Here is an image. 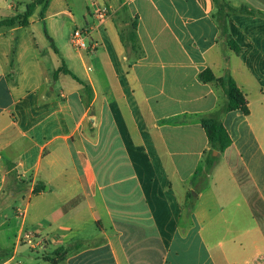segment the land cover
<instances>
[{"label":"crops","instance_id":"obj_1","mask_svg":"<svg viewBox=\"0 0 264 264\" xmlns=\"http://www.w3.org/2000/svg\"><path fill=\"white\" fill-rule=\"evenodd\" d=\"M27 1L6 0L7 17ZM223 1L240 55L213 0H89L86 50L72 47L68 0L0 28L31 33L0 58V232L15 229L0 234V264L27 251L33 264H264V0ZM134 20L138 52L121 40ZM36 27L58 53H43ZM63 62L89 90L55 79ZM206 69L235 80L249 115L223 116L233 143L203 180L200 116L228 102L227 84L199 79ZM27 233L42 246H22Z\"/></svg>","mask_w":264,"mask_h":264},{"label":"trees","instance_id":"obj_2","mask_svg":"<svg viewBox=\"0 0 264 264\" xmlns=\"http://www.w3.org/2000/svg\"><path fill=\"white\" fill-rule=\"evenodd\" d=\"M50 0H33L26 6V11L24 14H19L11 17L4 18L0 20V28L1 27H13L15 25H21L27 27L30 25L29 17L34 13L36 7L38 5H43V10L41 12V17H44V8L47 6ZM217 5V15L216 19L221 29L223 36L227 39V42L232 50H234L237 54H241L243 52V48H241L235 40L229 35L228 31V22L231 17L229 12V5L223 0H213ZM243 12L255 14L253 11H249L247 7L242 8ZM138 23L137 20H134L132 31L126 36L121 34V40L126 44L127 40L130 42L131 47L135 52H138V34H137ZM48 39L51 42L52 48L58 53L56 46L51 37L47 34ZM126 38V39H125ZM63 73L65 75H70L74 80H76L81 85H84L87 90L89 87L82 80H80L74 73H72L69 69H67L65 63L63 62V66L56 72L55 79L58 78V75ZM199 79L204 83H215L224 85L227 84V96L228 102L227 104L220 108L218 111L200 116V121L207 133L210 150L206 152L205 155V169L201 174L203 180H207L210 172L212 171L215 163L219 159V156L224 154L225 151L232 145V138L227 131L224 123L223 116L231 111L241 110L245 115H249V107L246 95L239 88L237 83L232 77H229L227 82L223 79H218L213 74L210 69H206L199 75ZM218 152L219 156H214L213 152ZM45 186H41L38 184L36 189L34 190V194L38 195L41 190L44 189ZM76 203V202H75ZM73 202V205L75 204ZM71 247H60L55 251L56 258L53 260L54 263H59L63 261L67 255L71 251Z\"/></svg>","mask_w":264,"mask_h":264},{"label":"rangeland","instance_id":"obj_3","mask_svg":"<svg viewBox=\"0 0 264 264\" xmlns=\"http://www.w3.org/2000/svg\"><path fill=\"white\" fill-rule=\"evenodd\" d=\"M68 1H69V4L71 5V9L73 10V13H74L76 20H77V24L75 26H73V29L77 28L79 30H84L87 26L86 20L84 19V15L87 12V8L89 7V0H68ZM20 2H24L25 4L28 3L27 0H20ZM8 4H9V2H6V0H0V20L4 19L10 15L11 10L8 9ZM59 4H60L59 2L56 3V5H59ZM87 20L89 21L90 19L87 18ZM7 30L8 29H2L0 31V32H2V34L0 33V35H2L0 37V58L1 59H4L3 55L5 53V50L10 49L11 50L10 54H13L15 52L16 47H18V46L20 47V46H22V44L30 42V37H31L30 34L31 33L29 31H27L26 29L22 28L20 32H16V33L6 32ZM35 30H36L35 31L36 34L34 37L36 38V44L39 45L41 50H44L43 53H46L47 50L52 51V47H51L49 40L47 38H45L44 36H42L41 33H39V30L41 31V28L39 29V27H36ZM131 31H132V29L130 27L129 31L125 35L127 36ZM3 33H6V34H3ZM87 43H88V41H87ZM127 44H128V47L130 48L131 45H130V42L128 40H127ZM64 80L68 84L69 83L73 84V82H75L69 76H67L66 79H64ZM57 87H58V85H57ZM22 208H24V206H22ZM8 214H11L12 217H14L12 214H14L16 216L19 215V213L17 211L12 212L11 210L8 211ZM34 214L36 215V212ZM20 216H21V214H20ZM14 231H15V229L13 228V225L11 227L6 228L5 230L0 232L1 238H3L4 240L7 239L8 237H10L13 234ZM20 244L22 246L28 244L27 240L25 239V236L21 237ZM29 246L32 250H36L38 247L42 246V243H40V245L34 244V245H29ZM31 254L32 253L30 251H27L26 254L24 253L23 255H19L17 257V261L20 262V264H33L34 259L32 258ZM23 257H26L28 259L25 260ZM24 261H25V263H24Z\"/></svg>","mask_w":264,"mask_h":264},{"label":"built area","instance_id":"obj_4","mask_svg":"<svg viewBox=\"0 0 264 264\" xmlns=\"http://www.w3.org/2000/svg\"><path fill=\"white\" fill-rule=\"evenodd\" d=\"M106 13H107L106 10H104V11L100 12L99 16L104 17L106 15ZM88 38H89V30L88 29H84V30L76 29L73 32L72 39H71L73 47L76 50L88 49V47H89V45L87 43ZM96 46H97V44H96ZM24 236H25V239L27 240L29 245H34V244L40 245L39 240L35 236H33L32 234L27 233Z\"/></svg>","mask_w":264,"mask_h":264},{"label":"water","instance_id":"obj_5","mask_svg":"<svg viewBox=\"0 0 264 264\" xmlns=\"http://www.w3.org/2000/svg\"><path fill=\"white\" fill-rule=\"evenodd\" d=\"M213 155H214V156H218V152H216V151L213 152Z\"/></svg>","mask_w":264,"mask_h":264}]
</instances>
